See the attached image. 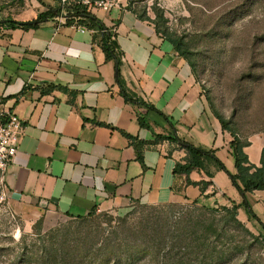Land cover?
Returning <instances> with one entry per match:
<instances>
[{"label":"crops","instance_id":"0c3cea01","mask_svg":"<svg viewBox=\"0 0 264 264\" xmlns=\"http://www.w3.org/2000/svg\"><path fill=\"white\" fill-rule=\"evenodd\" d=\"M155 3L173 11L184 0H124L68 24L59 21V0H25L13 19L31 22L50 9L55 16L38 27L0 28V115L15 113L25 126L5 178L11 204L77 219L135 203L198 200L239 205L242 221L259 222L252 208L264 224V190L247 193L245 205L228 174L237 173L234 134L209 109L189 61L158 29ZM102 29L115 33L120 65L107 58ZM172 135L213 158L177 174L188 151ZM237 135L260 167L264 130Z\"/></svg>","mask_w":264,"mask_h":264},{"label":"rangeland","instance_id":"374dc122","mask_svg":"<svg viewBox=\"0 0 264 264\" xmlns=\"http://www.w3.org/2000/svg\"><path fill=\"white\" fill-rule=\"evenodd\" d=\"M24 4L0 0V18ZM159 19L183 42L211 112L264 130V0H184ZM201 201L130 204L85 219L0 193V264H264V227Z\"/></svg>","mask_w":264,"mask_h":264},{"label":"trees","instance_id":"16d2710c","mask_svg":"<svg viewBox=\"0 0 264 264\" xmlns=\"http://www.w3.org/2000/svg\"><path fill=\"white\" fill-rule=\"evenodd\" d=\"M11 2H13L14 4H24L25 0H11ZM70 17L67 20V24L71 23V21H74V19L77 17H80V19H82L83 16L87 15L89 13V11L87 9L81 8V7H71L70 9ZM153 10L156 14V19H157V26L158 29L159 28V19H163L164 21H166V17H165V11L163 8H161L160 6L157 5V3H155L153 5ZM55 16V14L53 13V10L50 9L49 11H47L46 13H42L39 17L38 20H40V22ZM86 22H89L90 25H93L94 22L93 20H90L88 18H85ZM39 23H33V22H23V21H18L15 20L13 18L7 17V18H0V28L1 27H7V28H11V29H15L18 27H22V28H32V27H38ZM101 27V25H99ZM102 35H103V48L107 54V58L110 59H115L117 60V63L120 65V57L118 54V50H117V45L114 43L113 38L115 36V33H113L112 31H109L108 29H102ZM161 32V31H160ZM176 48V50L185 58L189 61V63L191 64L192 68H193V62L191 60V57L188 53V51L186 50V48L183 45V42L181 41V39L167 33V32H161ZM194 70V68H193ZM118 80L119 82H121V76H120V67L118 69ZM127 98L130 100H137L140 102V100L138 98H134L132 95L125 93ZM215 115H217V117L220 119L221 123L223 124V126L229 130H231L234 134V140L232 142V147H233V155L235 158V164H236V168H237V173L236 174H231L226 170L225 165L219 161L218 159H216V161L219 163V165L221 166V168H223L224 170H226L228 172V174L230 175L231 179L233 180V182L235 183V185H237V187L241 190V192L244 194V203L247 207L250 208V204L247 201V197L246 194L249 192H253L255 190H264V151L262 154V160L261 163L262 165L260 167L254 166L250 163L249 158L247 156V154L244 151V144L241 142V140L239 139L237 133L235 132L233 129H231L229 122L220 114L215 112ZM166 118H168L165 115ZM169 119V118H168ZM141 123L144 125L146 124L144 121H141ZM160 138H166V136H160ZM171 140H173L176 143H180L182 145V147H184L185 149H187L188 151V157L185 163H178L175 172L177 174H187L189 175L195 168H201L204 166V160L205 159H212L213 157L212 155V151L211 150H207L205 148L202 147H198L188 141H185L183 139H181L178 135H172L167 137ZM140 158L142 159V155L139 154ZM199 202L198 200H195L194 203ZM221 208V210L226 211L230 214L233 215L234 219H236L237 222V216H238V209H239V205H233V207H228V206H219ZM96 212V210H94L91 214H94ZM250 214L257 219L260 223L261 221L258 219L257 215L254 213V211L252 210V208H250L249 210ZM86 217H80L77 219H85ZM261 225L264 227V224L261 223Z\"/></svg>","mask_w":264,"mask_h":264},{"label":"built area","instance_id":"2783aa9c","mask_svg":"<svg viewBox=\"0 0 264 264\" xmlns=\"http://www.w3.org/2000/svg\"><path fill=\"white\" fill-rule=\"evenodd\" d=\"M62 15L59 21L66 24L70 17L71 7H81L87 10L103 9L110 11L121 7L124 0H59ZM25 126L22 119L15 113L0 115V193L2 199H8L9 189L5 182L10 163L20 150L21 137Z\"/></svg>","mask_w":264,"mask_h":264},{"label":"water","instance_id":"95a60500","mask_svg":"<svg viewBox=\"0 0 264 264\" xmlns=\"http://www.w3.org/2000/svg\"><path fill=\"white\" fill-rule=\"evenodd\" d=\"M89 16L92 17V15H89ZM31 22H33V23H39L40 20H33V21H31Z\"/></svg>","mask_w":264,"mask_h":264}]
</instances>
